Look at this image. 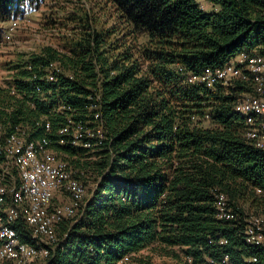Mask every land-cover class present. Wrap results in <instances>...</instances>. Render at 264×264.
<instances>
[{
  "label": "trees",
  "instance_id": "16d2710c",
  "mask_svg": "<svg viewBox=\"0 0 264 264\" xmlns=\"http://www.w3.org/2000/svg\"><path fill=\"white\" fill-rule=\"evenodd\" d=\"M46 1L0 0V19ZM104 1L127 36L145 39L141 48L110 41L114 27L90 30L85 11L74 21L90 29L66 52L45 47L7 68L19 98L0 102V123L28 127L33 138L47 135L58 154L91 159L86 166L96 176L83 216L61 225L58 246L36 264H114L153 248L174 264L221 256L264 264V250L242 233L250 209L264 212V152L244 141L233 111L237 95L249 90L187 82L241 52L264 57V0H208L210 12L196 0ZM50 64L51 83L31 80V72L42 75ZM96 114L105 131L101 145L90 139L86 149L60 134L79 122L94 130ZM206 120L213 126L203 127ZM215 192L228 196L239 215L235 226L215 218ZM16 230L27 241L25 227Z\"/></svg>",
  "mask_w": 264,
  "mask_h": 264
},
{
  "label": "built area",
  "instance_id": "2783aa9c",
  "mask_svg": "<svg viewBox=\"0 0 264 264\" xmlns=\"http://www.w3.org/2000/svg\"><path fill=\"white\" fill-rule=\"evenodd\" d=\"M26 69L31 71V67ZM9 73L11 76L0 80V102H7L8 95L19 98L11 84L12 72ZM31 73V80L52 82V64L42 75L40 71ZM187 82L204 84L207 88L216 84L226 89L247 88L249 91L237 95L233 111L242 118L244 141L264 152V57L255 51L241 52L223 67L205 69L199 75L187 77ZM2 110L9 113L8 109ZM94 120L99 122L94 130L79 122L66 126L60 134L75 146L89 149L90 139H96L95 146H99L105 139V131L99 114L94 115ZM44 129L49 132L48 121ZM59 144L63 145L64 141L60 140ZM262 193L256 189L257 195ZM214 194L215 218L235 226L239 215L228 196L221 192ZM88 197L81 173L74 170L67 156L52 150V140L47 135L33 138L28 127L14 125L7 130L0 123V264H36L47 259L61 241L58 237L61 225L75 223L83 216ZM20 224L25 227L27 241L16 230ZM242 233L248 245L264 250V217L246 214ZM143 252L127 254L114 264H145L148 260ZM187 262L191 264V258ZM204 264L232 263L228 256H221L208 258Z\"/></svg>",
  "mask_w": 264,
  "mask_h": 264
},
{
  "label": "rangeland",
  "instance_id": "374dc122",
  "mask_svg": "<svg viewBox=\"0 0 264 264\" xmlns=\"http://www.w3.org/2000/svg\"><path fill=\"white\" fill-rule=\"evenodd\" d=\"M196 3L204 12L212 10L208 0H196ZM85 11L91 28L87 30L93 29L96 32H102L107 28L114 27L115 33L111 35L110 41L118 39V44L125 43L126 46L133 49H139L144 45V38L135 40L134 35L127 36V27L117 20L113 8L104 0H48L21 16L6 21L0 19V80L11 76L7 68L21 55L27 58L32 54H38L45 47L66 52L65 49L71 41L77 39L81 32L87 31L82 29L78 20L74 21L79 17L84 18ZM202 126L207 128L212 127L213 124L206 120ZM67 159L74 170L81 173L82 181L89 195L96 184V176L86 166V163L91 159L78 156ZM76 161L78 164H73ZM244 207L248 209L247 205ZM248 214L264 217V212L255 209H250ZM153 250L154 248L144 250L143 254L154 264H174L173 261L166 260V257L159 256Z\"/></svg>",
  "mask_w": 264,
  "mask_h": 264
}]
</instances>
